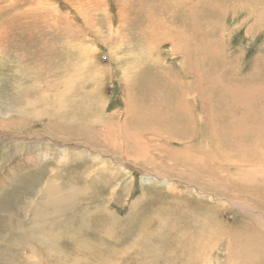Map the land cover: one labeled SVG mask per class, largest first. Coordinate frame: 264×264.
<instances>
[{
	"label": "rangeland",
	"instance_id": "rangeland-1",
	"mask_svg": "<svg viewBox=\"0 0 264 264\" xmlns=\"http://www.w3.org/2000/svg\"><path fill=\"white\" fill-rule=\"evenodd\" d=\"M168 108L202 132L142 123ZM263 119L264 0H0V264L247 259Z\"/></svg>",
	"mask_w": 264,
	"mask_h": 264
},
{
	"label": "bare ground",
	"instance_id": "bare-ground-1",
	"mask_svg": "<svg viewBox=\"0 0 264 264\" xmlns=\"http://www.w3.org/2000/svg\"><path fill=\"white\" fill-rule=\"evenodd\" d=\"M164 111L162 114H159L157 112L156 113L151 112L147 118L142 120V123L150 125L153 129L161 127L163 130V134L165 135L166 138L175 139V140H178V138L183 137L186 134L188 135L190 133V130L191 132L195 131L197 134L202 132L200 130L191 129V125H193L192 124L193 118L191 117V115L193 114L192 108L191 109L186 108L185 110L186 116L180 115V113L173 115L171 114V110L169 108ZM226 111H227L226 106H224L223 108L219 106V107H213L209 111V113L205 112L207 114V120L205 122L210 123V129H211V130L209 129V134H210L209 139L213 142H216V145L215 144L214 145L217 147H219L220 143L222 142L221 139L225 135H227V132L231 131L232 123L228 127V125L226 123H222V121L216 122L217 115L221 117L222 112L226 113ZM211 115L212 117H210ZM260 122L262 125H264V119L261 120ZM47 131L52 132L51 129H47ZM262 140L264 141V139ZM261 144L262 142L261 140H259L257 142V146L259 149ZM255 159L257 160L258 158L255 157ZM18 164H22V162H19ZM255 169L257 170L263 169V167L262 168L256 167ZM33 177L34 175L31 177V179H33ZM108 179H109L108 182H111L112 179L115 178H108ZM38 181H40V179H35L32 182L37 183ZM255 187L257 188V186H252V188ZM62 198L63 197L60 194H55V196L50 201V203L53 204L58 203L62 200ZM257 203L260 204L262 207H264L263 202H257ZM226 229H229L228 235L226 237V242L229 241L230 243L229 246H231L234 249V251L240 250L248 253L247 259H241V255L237 253L238 261L237 263L234 262L233 264H264V238L261 235H259L257 231L245 229L247 232L238 230L235 234H233L232 226L230 228L229 225L227 224H226Z\"/></svg>",
	"mask_w": 264,
	"mask_h": 264
}]
</instances>
